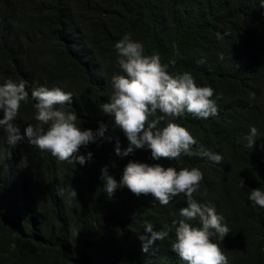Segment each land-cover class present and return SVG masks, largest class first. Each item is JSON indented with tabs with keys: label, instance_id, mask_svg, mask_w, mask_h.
<instances>
[{
	"label": "trees",
	"instance_id": "obj_1",
	"mask_svg": "<svg viewBox=\"0 0 264 264\" xmlns=\"http://www.w3.org/2000/svg\"><path fill=\"white\" fill-rule=\"evenodd\" d=\"M125 34L145 54H159L170 73L189 72L214 89L216 116L185 113L175 122L222 155L220 163L153 160L146 147L115 154L116 138L121 149L128 140L101 106L120 72L115 43ZM8 78L29 93L15 121L21 133L35 123L32 90L60 87L72 93L63 107L77 123L93 131L104 123L112 140L82 147L91 160L68 165L27 140L9 145L0 128V264H186L171 250L183 194L161 205L126 187L111 196L103 190L102 167L119 181L129 160L198 168L193 198L223 215L230 231L213 239L228 264H264V208L248 199L253 188L264 190V0H0V83ZM251 126L258 136L249 148ZM57 186L73 187L77 200L58 197ZM149 223L169 236L143 252L139 236Z\"/></svg>",
	"mask_w": 264,
	"mask_h": 264
},
{
	"label": "clouds",
	"instance_id": "obj_2",
	"mask_svg": "<svg viewBox=\"0 0 264 264\" xmlns=\"http://www.w3.org/2000/svg\"><path fill=\"white\" fill-rule=\"evenodd\" d=\"M115 49L120 72L111 77L112 92L108 102L101 106V111L112 119L113 128H118L128 140V146L121 149L120 140L116 138L115 154L124 157L146 147L153 160L179 161L182 156L195 155L220 163L222 155L205 149L186 127L175 122L185 113L198 119L216 116L214 89L198 85L189 72L170 73L169 65L162 63L159 54H145L144 45L129 34L115 43ZM31 98L35 101V123H28L21 133L15 121L22 102L27 103L29 99L26 85L11 78L0 83V128L7 133L9 145L27 140L60 163L84 165L91 160L92 153L80 154L82 147L101 143V138L112 140L111 136H105L106 124L101 123L96 131L82 128L77 123V113L63 107L72 102L71 92L41 86L32 90ZM166 119V125L158 127ZM257 136V128L251 126L247 147L254 146ZM100 179L109 196L117 188L126 187L134 195L151 194L161 205H168L174 197L183 194L187 206L179 210L180 218L173 221L175 236L171 250L186 264H228L220 243L213 239L217 237L222 242L230 231L223 223V215L217 213L214 205L200 204L193 198L203 179L198 168L177 170L159 163L129 160L119 181L109 173L107 166L102 167ZM55 192L69 202L77 200L73 187L57 186ZM248 199L253 207L264 208V190L260 187L253 188ZM193 221H198V225L191 223ZM144 230L139 236L143 252H149L157 241L169 236V230H154L150 223Z\"/></svg>",
	"mask_w": 264,
	"mask_h": 264
}]
</instances>
